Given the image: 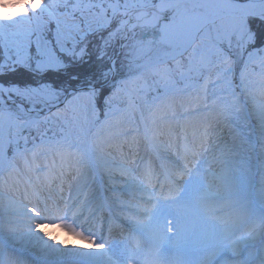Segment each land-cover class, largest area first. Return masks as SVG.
Wrapping results in <instances>:
<instances>
[{"label":"snow or ice","instance_id":"snow-or-ice-1","mask_svg":"<svg viewBox=\"0 0 264 264\" xmlns=\"http://www.w3.org/2000/svg\"><path fill=\"white\" fill-rule=\"evenodd\" d=\"M253 77L264 0H0V264H264Z\"/></svg>","mask_w":264,"mask_h":264},{"label":"rangeland","instance_id":"rangeland-1","mask_svg":"<svg viewBox=\"0 0 264 264\" xmlns=\"http://www.w3.org/2000/svg\"><path fill=\"white\" fill-rule=\"evenodd\" d=\"M252 87L255 91H259L261 88H264V83L261 82L259 77H253ZM13 247H20L21 248V245L19 243H16L13 245ZM28 259L29 260H27V261L30 262V257Z\"/></svg>","mask_w":264,"mask_h":264},{"label":"bare ground","instance_id":"bare-ground-1","mask_svg":"<svg viewBox=\"0 0 264 264\" xmlns=\"http://www.w3.org/2000/svg\"><path fill=\"white\" fill-rule=\"evenodd\" d=\"M98 226H100L99 223L96 224V227H98ZM62 237H63V238H62ZM59 238H61V239H67V240L69 241V243H74V242H76V240H75V241H72L71 239H69V238H68L66 235H64V234H61ZM27 264H29V263L27 262Z\"/></svg>","mask_w":264,"mask_h":264}]
</instances>
